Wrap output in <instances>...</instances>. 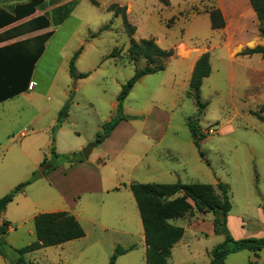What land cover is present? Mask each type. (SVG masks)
Returning a JSON list of instances; mask_svg holds the SVG:
<instances>
[{
  "label": "rangeland",
  "instance_id": "374dc122",
  "mask_svg": "<svg viewBox=\"0 0 264 264\" xmlns=\"http://www.w3.org/2000/svg\"><path fill=\"white\" fill-rule=\"evenodd\" d=\"M91 1L45 0L36 12V16L58 18L62 12L72 10L61 26L48 29L56 28L36 64L32 95L0 103V199L30 181L44 157H51V148L56 147L51 139L52 128L68 100L70 118L59 148L80 151L61 158L60 164L86 162L82 151L95 142L97 128L102 127L99 131L102 132L108 119L118 116L117 98L122 86L146 62L144 59L136 64L131 62L130 37L122 18L108 12L112 4H117L126 8L128 22L136 29L133 36L136 41L157 39L160 44H156L162 49L173 45L169 49L174 50V56L166 71L137 83L124 102V114L132 117L127 121H133L122 123L116 145L110 148L115 152L121 142L125 147L102 172L104 188L114 190L122 184V190L110 196L83 195L82 206L91 204L92 212L86 216L111 221L114 215H121L118 211L121 204L126 215H130L131 205L137 206L130 188L124 187L126 184L181 182L216 186L223 182L230 190L232 210L227 225L232 236L264 237V123L256 116L264 117V59L260 55L238 56L246 49L264 45L260 23L249 0H95L98 6ZM20 3L23 2L0 0V9L10 10ZM65 6L67 10L61 12ZM211 8L221 10L226 22L224 29H211L208 14ZM106 25H110L109 31L93 38ZM81 47L85 49L76 60V72L89 76L75 79L70 75V63ZM114 50L119 57L107 59ZM202 51L210 53L211 74L201 88V101L207 107L197 121L196 104L188 95L191 79L186 77L188 66L178 65L180 57ZM40 113L43 114L38 117ZM141 115L144 119L139 120L137 116ZM189 123L197 127L199 148L194 144ZM156 124L164 129L160 143L148 133L156 130ZM23 132H27V137L20 136ZM98 153L96 150L93 155ZM57 184L41 178L16 196L4 212V220L13 231L0 234V244L20 250L36 241L30 233L34 231L31 218L64 205ZM214 218L213 213L200 214L194 210L171 221L184 228L185 235L168 263L212 264V250L224 241L223 236L214 234ZM105 225L108 230L104 243L126 242L119 233V224ZM130 243L138 244L136 252L118 264H144L142 244L136 237ZM110 252L107 246L104 254L109 255V260L113 255ZM92 259V264H103L105 255L97 252ZM26 260L30 264H49L40 253L27 255ZM224 264H264V250L256 256L248 251L232 254Z\"/></svg>",
  "mask_w": 264,
  "mask_h": 264
},
{
  "label": "trees",
  "instance_id": "16d2710c",
  "mask_svg": "<svg viewBox=\"0 0 264 264\" xmlns=\"http://www.w3.org/2000/svg\"><path fill=\"white\" fill-rule=\"evenodd\" d=\"M21 1L23 3L15 5L10 10L0 9V103L11 100L29 90L36 64L43 56L46 44L53 36L54 31L27 37L10 44H2L53 26L58 27L69 19V14L72 12V10L65 9V6L60 11H67L62 12L58 18L48 15L34 16L45 0ZM249 2L260 23V36L264 39V0H249ZM91 3L98 6L95 0H92ZM108 12L113 13L115 17L121 16L122 18L125 31L130 37L128 54L131 62L136 64L139 59H144L146 66L137 70L134 76L122 86L117 98L118 116L105 124L102 132L97 133L96 146L107 140L122 121L132 118L124 114V102L141 78L165 71L168 61L174 56L173 49H162L154 39L136 41L133 38L136 29L128 22L125 7L112 4L108 8ZM208 14L212 30L218 31L225 28V18L219 8H211ZM109 29L110 25H106L93 38L109 31ZM81 52L82 49L78 50L70 63V75L75 79H85L89 76L76 72L75 63ZM254 55H260L264 59V46L246 49L239 54L241 57ZM118 57L119 52L114 50L107 59ZM210 57L209 52L200 56L189 83L188 95L196 104L197 121L207 107V104L201 101V88L204 80L211 74ZM69 111L70 100L59 112L56 125L52 129V142H55V135L67 120ZM256 116L264 123L262 115L256 114ZM189 130L195 137V146L199 148L198 141L201 138L198 137L197 127L189 123ZM61 158L52 147L51 157L44 158L39 170L33 173L31 180L20 184L0 199V221L7 206L14 201L15 197L26 186L54 172L60 166ZM129 188L137 204L143 226L147 264H168L172 250L185 234L184 228L171 224V221L180 219L194 210L200 214L213 213L215 217L214 234L224 237V241L211 252L212 264H224L230 255L242 251H248L256 256L264 250V237L235 239L232 236L227 225V217L232 210L230 190L229 186L223 182H218L216 186L183 184L181 182L175 184L133 183ZM9 226V222L3 221L0 234L8 233ZM34 226L36 241L20 250H13L2 243L0 244V256L10 264H30L26 260V255L29 253L85 237V231L80 223L67 212L38 214L34 217ZM126 252L127 250L122 247H117L108 264H116L117 259Z\"/></svg>",
  "mask_w": 264,
  "mask_h": 264
},
{
  "label": "crops",
  "instance_id": "0c3cea01",
  "mask_svg": "<svg viewBox=\"0 0 264 264\" xmlns=\"http://www.w3.org/2000/svg\"><path fill=\"white\" fill-rule=\"evenodd\" d=\"M34 16H36V14ZM58 27H56V28H58ZM56 28H54L50 31H54V34H55ZM48 29H50V28H48ZM48 29L41 30L43 32L40 34L50 32V31H48ZM38 33H39V31H38ZM40 34H35L33 36L40 35ZM54 34H53V36H54ZM52 37L50 38V40L52 39ZM49 41L47 42V44L49 43ZM156 42L158 44L159 40L156 39ZM47 44H46V47H47ZM171 47L173 48L174 46L173 45L169 46L167 48V50H169V48H171ZM80 49H82V52H83L85 48L81 47ZM204 53H207V52L202 51L200 53L190 54V55L182 57V58L180 57V62H179L178 67H181L182 64L183 65L187 64V66H188L187 75H186L187 79L191 78L194 67L196 65V62L198 61L200 56L203 55ZM239 54H238V56H239ZM248 58H250V57H248ZM153 75H155V74H153ZM149 76H152V75H149ZM149 76H145V77L141 78V80L138 83L145 82V80H147V78ZM33 77H34V73H33ZM33 77H32V82H31V86H30L29 90L27 92L21 94L22 96H25V95L28 96V94H29V96H31L32 92H34L35 87H36V82L33 80ZM133 91H134V89L131 92H133ZM21 95H19V96H21ZM130 95H131V93L129 94V96ZM19 96H17V97H19ZM57 110H58V108H57ZM41 111L42 110H39V112H41ZM42 114L43 113L38 114V117L41 116ZM137 117H139L138 118L139 120L144 119L143 115L137 116ZM69 118H70V116H68V118L65 121V123L63 124L62 128L55 135L56 147L54 149H55L56 154L62 158L68 157V155H70L72 153L74 155H76V153L80 151V149H78V150H75V149L63 150V149L59 148V143L61 142V140L64 136L66 123H67V121H69ZM111 120H112L111 118L108 119L109 122ZM132 121L121 122L117 126V128L112 132L111 136L107 140H105L101 145L95 147V149L93 150L89 159L86 162L80 163V164H75V163L60 164V166L54 172H52L50 175L45 177V179L46 178L50 179L53 185H56L57 182L59 183L58 191L60 192L61 200L64 203L62 208L52 209V210H49V212L50 213L67 212V213H70L71 215H73L77 219V221L80 223L82 228L84 229L85 237L78 239V240H75V241L64 243V244L59 245V246L43 248L41 250H38V251L33 252V253H29L27 255H31L34 253H40L41 256L45 260H47V262H49V264H92L93 259L91 260V256H94L97 252H99V255H105V259L103 260V264H107V263H109V259H108L109 255H107L108 252L104 254L106 247L107 246L109 247L111 254L114 253V251L117 247H122L123 249L127 250V252L117 259L116 264H118L120 262V260H122L124 257L130 256L132 253L136 252L138 244H131L130 243L132 238L136 237L139 240V242L142 244L141 246L143 247L144 260H145L144 264H147L146 263V251H147V249H146V245H145L144 231H143V226H142L138 207L135 208L134 205H131V206H133L131 208L132 213L130 215H126V211L124 212V209H126L125 206L122 204L118 205V206H120V208H118V211L121 213V215H119V214L114 215V217H111V221H109V219H107V218H105L104 221H100L98 217L86 216L92 212L90 203L83 204L84 207L82 206V197L85 194L97 195L99 193L102 195L105 194L106 196H110L111 193H114V192L120 193L121 192L122 184H120V187H117L114 190H107V188H104L105 179L102 176L103 175L102 172H103L104 168H106L108 166V163H110L111 161H114L115 157L124 150L125 143H122V142H121V145L120 144L118 145V149L115 152H112L113 149H111L110 147H112V145H116V140H117L116 134L118 133L119 129L121 128L122 123L132 122ZM56 122H57V120H56ZM155 126H156V130L153 132L150 131L148 133H150V135L152 136V138L156 142L160 143L161 140L163 139V134H164L163 125L158 126V124H156ZM101 128L102 127L97 128L94 137H96L97 133L100 131ZM20 136H22V137L26 136L27 137V132H23ZM90 139L92 140L93 138L91 137V138L85 139L83 141V144L81 145V147H83L85 145V143L89 142ZM95 140H96V138H94L93 141H95ZM159 143H156V144H159ZM96 150H99V153L95 156L93 154H94V152H96ZM149 150H150V147H148L145 150V153H146L145 156H147ZM115 154H117V155H115ZM93 156H95L94 159H93ZM45 157H47V156H45ZM109 166H112V164L111 165L109 164ZM130 185L131 184H126V185H124V187L129 188ZM116 189H119V190H116ZM13 202H11V203H13ZM136 206H137V204H136ZM121 208H123V211L121 210ZM6 210H7V208H6ZM42 213H46V212H42ZM35 216H33L31 218L33 223H34V217ZM4 218H5V213L3 214L1 221H5ZM108 222H110L111 224L114 223L115 225H117V224L120 225L119 233L122 235V238H124L126 240V242L125 241L121 242V240H119V241L112 242L110 245L108 244V242L104 243V241H103L104 240V233L108 230L107 225H105V224ZM133 229H137L138 232H136V234L133 233V231H132ZM9 231L10 232L13 231L11 224L9 226ZM30 233H31V235H35V237H36L35 226H34V231H32ZM183 240H184V238L174 247V249L172 250L171 256L174 255L175 249L178 246H180V244H182ZM127 260H129V258ZM0 264H10V263L7 262L6 260H4L0 256Z\"/></svg>",
  "mask_w": 264,
  "mask_h": 264
},
{
  "label": "water",
  "instance_id": "95a60500",
  "mask_svg": "<svg viewBox=\"0 0 264 264\" xmlns=\"http://www.w3.org/2000/svg\"><path fill=\"white\" fill-rule=\"evenodd\" d=\"M74 83H76V80L74 81ZM74 88H76V86ZM95 147H96V143L93 142V143L89 144L86 148L83 149L82 154L86 160L89 159V157H90L91 153L93 152V150L95 149Z\"/></svg>",
  "mask_w": 264,
  "mask_h": 264
}]
</instances>
